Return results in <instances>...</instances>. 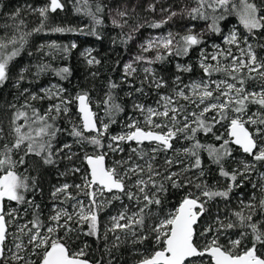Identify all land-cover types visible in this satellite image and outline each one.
Masks as SVG:
<instances>
[{
	"label": "snow or ice",
	"instance_id": "obj_1",
	"mask_svg": "<svg viewBox=\"0 0 264 264\" xmlns=\"http://www.w3.org/2000/svg\"><path fill=\"white\" fill-rule=\"evenodd\" d=\"M73 7L76 14L90 19V25L85 26L87 32L71 26H47L50 13L65 9L62 0H48L41 7L26 5L27 12L40 18L39 25L30 31L26 30L21 9L8 16L12 23L0 25L5 29L0 36V87L10 79V65L33 33L75 32L103 38L97 29L104 24L106 5L100 0H73ZM148 8L155 11L153 4ZM133 13L135 8L123 3L109 9L111 24L122 33L124 28L129 29L120 41L125 45L146 24L159 29L175 17L205 21L207 27L197 31L193 23L184 34L169 31L150 37L140 45V53L124 64L122 83L130 89L125 95H147V87L156 90L157 99L154 106L133 100L132 111L142 119L129 117L120 134L109 132L118 123L117 117L125 112L116 93L120 83L109 81L108 90L99 101L92 100L87 91L67 96V89L60 84H49L39 92L27 88L21 91V95L27 94L24 104L19 108L10 105L15 111L8 126L0 123V264H91L86 258L89 246L84 244L77 251L71 242L81 235L107 242L109 233V255L112 249L119 250L129 243L143 246L146 241L152 242L150 249L133 247L138 256L133 264H264V173L259 174V183H252L251 197L240 200L239 210L225 213L217 206L213 211L217 200L224 201L227 208L233 190L250 180L257 164H264V56L257 54V49H264V0H190L180 11L169 10L165 19L152 22L141 21ZM233 16L243 32L233 27L223 35L227 47L213 44L210 53L201 47L207 33L222 34L221 22ZM46 47L48 52H44ZM76 47L75 42L61 45L53 41L40 45L38 51L67 56ZM194 49H199L201 78L184 83L176 75L170 91L161 93L159 90L169 88V84L153 65L171 57H187ZM92 51L86 49L82 55L89 66L99 65L101 61L92 56ZM149 52L154 55H146ZM175 67L178 73L193 70L191 64L176 63ZM29 71L28 67L20 69L15 87L19 88ZM47 73L68 80L72 70L68 66L53 68L48 63L35 65L37 80ZM29 100L53 103L41 112ZM73 104L78 122L69 116ZM101 106L103 115L94 110ZM61 116L70 128L59 126ZM216 125L223 127L227 135H216ZM65 133L72 137V143L57 147L58 136ZM201 133H212L219 146L202 143ZM183 141L189 143L179 149L174 146V142ZM73 144L82 151L85 145L94 149L93 154L84 152L80 157L88 169L81 174V168L73 166L59 173L81 174V183L53 186V206L45 218L40 204L35 202V193L41 189L29 169L34 164L57 167L61 160L71 163L79 156L73 151ZM122 144L129 145V155L107 164L109 152L125 151ZM233 146L251 160H237ZM202 153H207L209 165L204 163ZM160 154H164L162 164L157 163ZM230 158L237 167L228 170L225 163ZM26 164L28 167H24ZM210 165H216L219 176L228 182L225 188L207 182ZM20 168H24L23 172ZM238 178H242L239 183ZM169 186L189 189L173 209L163 205ZM114 202L121 207L102 221V213ZM29 214L31 218L26 219ZM249 238L251 246L243 243Z\"/></svg>",
	"mask_w": 264,
	"mask_h": 264
},
{
	"label": "trees",
	"instance_id": "obj_2",
	"mask_svg": "<svg viewBox=\"0 0 264 264\" xmlns=\"http://www.w3.org/2000/svg\"><path fill=\"white\" fill-rule=\"evenodd\" d=\"M120 1V0H118ZM114 0H100L101 3L106 5L103 18L104 24L98 27L97 31L103 37L102 39H97L95 36L83 35L79 33H33L28 38V43L25 45L24 49L21 51L20 55L14 59L12 64L10 65V79L5 83L3 87H0V123L3 126L7 127L8 123L11 119L12 113L15 109L11 108L10 105L15 104L16 108H19L22 104H24L27 94L21 95V91L25 88L29 89L30 92H39L41 88L47 87L49 84H60L65 89H67L65 95L74 96L79 91H87L90 94V97L94 101H99L103 99L105 93L108 90L109 81H115L121 84V87L116 90L118 96V102L122 103L125 106V112L120 114L117 117L118 123L112 125L109 129L111 134H120L125 129L123 128V123L127 122L128 118L135 115L137 118L142 119L139 116V113H134L132 111L131 105L133 100H137L140 103L145 105H153L155 100L157 99V92L154 89H149L145 87V92L147 95L134 94L132 98H129L125 95L130 89L127 83H122L123 72L122 68L126 63L128 57L131 54L132 45L131 41L128 43L122 44L120 43L121 39L124 38V33L128 31L123 29V33L121 29L114 27L111 24L109 9L116 7V4L122 3H133L140 2V9L136 10L134 16L141 21H160V18L153 19L156 13L163 12L164 17H167L169 14V10L171 11H180L181 7L184 3L190 2V0H123V2H118ZM48 0H0V4L3 5L2 10H0V25L10 24L12 21L8 19V16L12 14L17 8L21 9V16L25 19V23L27 24V29L30 31L32 28L36 27L40 23V18L38 14L29 13L26 11V5H32L33 7H41L44 6ZM65 3V9L63 11L57 10L56 13H50L49 21L47 22V26H71L74 28H84L85 32L89 29L86 28V25H90V19L80 14H76L73 7V0H62ZM149 4L155 5V11H150L148 6ZM163 10V11H162ZM133 23V22H131ZM172 23H175L176 32L184 34L185 30L191 25L195 24L196 28L207 27V22L197 20L191 21L188 18L175 17L172 21H169L163 27L159 29H153L145 25L143 27V32L155 31V32H163L166 29H169L172 26ZM233 27L240 28L243 32L242 26L239 25L238 19L236 17H229L227 20L221 22V28L223 30L222 34H213L209 32L205 37L206 43L201 47L207 49V51L212 47L213 44H220L222 47L223 44V35H226L227 32ZM5 33V29L0 28V36H3ZM55 41L58 44L66 45L71 42H75L77 47L72 49L70 54L64 56L62 53H56L53 55H45L44 52H48L49 49L46 47L44 52L38 51V47L40 45H47L51 42ZM115 41V43H114ZM86 49H92V56L99 59L101 63L99 65L89 66L86 63L85 57L82 53L85 52ZM31 53V55H29ZM258 56H264V49H257ZM199 60V49H194L190 52L189 56L174 58L171 57L169 60L162 64H155L153 67L157 70L158 74L162 76L166 81H168L169 88L160 89L161 93H168L172 87V81L176 75H180L184 83H189L193 80H199L203 75L202 70L198 65ZM39 63H48L51 64L53 68H60L64 66H68L72 70V75L68 80H60L59 77H56L52 73H47L42 75L39 80L35 78V65ZM176 63L180 64H191L192 72L190 73H178L176 70ZM28 67L30 71L25 73V79L20 82L19 88L15 87V83L20 72V69ZM96 73L95 76L92 74ZM214 79L217 77H213ZM134 82L139 86L138 81H135V78H131ZM34 107L39 108L41 112L44 111L48 107L50 103L53 101L43 100V101H31L29 100ZM70 113L69 116L76 122H78V117L76 116L77 108L75 104L70 105ZM94 110L99 111L101 115H103V108ZM211 115V113H209ZM61 128L68 129L70 128V124L67 119L63 116L57 121ZM213 132L216 135H227L225 129L220 125H216L213 129ZM199 138L202 143L205 144H215L217 147L219 146L218 141L215 140L214 135L209 133L204 135L203 133L199 134ZM58 143L56 146L64 142L72 143V137L68 136L67 133L58 136ZM105 142H107V137H105ZM188 141H183L181 143L174 142V146L179 149L184 145L188 144ZM133 147L135 144L132 145ZM147 146V145H146ZM122 147L125 149L123 153L113 154L109 152L106 157V163L111 165L113 160L126 158L129 155V145L122 144ZM233 152L234 157L237 160H251V157L242 153L239 149L235 148ZM73 151L79 153L78 157H74L73 161L70 163L67 160H61L58 163L57 167L51 166H43L37 167L35 164L33 168L29 169V172L32 176L37 178L38 187L41 191H37L35 193V202L40 204L41 210L43 212V216L46 218L50 212V209L53 206V200L51 199V191L53 190V186H58L63 183L69 184H79L81 183V174L87 171L86 163L80 158L84 155V152L88 154H93L94 149L91 146H84L83 151L80 146L73 144ZM63 155V153H61ZM171 155V152L169 153ZM202 159L206 165L210 164V160L207 157V153L201 154ZM33 160L37 159L35 157ZM164 159V154H160L158 157L157 163L162 164ZM185 163H188L185 160ZM78 166L81 168V174H67L60 175L59 173L67 172L69 167ZM24 167H28L26 164ZM183 167V165H181ZM225 167L228 170H231L234 167H237L231 160V158L225 163ZM23 172L24 168L18 169ZM172 170H176L173 168ZM264 173V164H257L256 171L250 174V180H245L243 182V186L239 188H235L233 192L230 194V203L227 208H225V202L221 200H217L213 204V211L218 206L225 213H228L232 209L239 210V202L240 200L247 201L254 189L252 188V183H259V174ZM192 175V173H189ZM159 179V178H157ZM207 182L209 185H214L219 189H223L227 185V181L219 176V172L216 165H210L208 170V174L206 176ZM238 178V183L240 182ZM189 189L185 188L183 190L172 189L169 186V191L163 200V205L166 209H173L177 206L181 200V198L185 195V193ZM69 191L75 192L74 189H70ZM195 191V189H192ZM33 193H28V198H32ZM127 203V201H125ZM13 207L16 205L13 203ZM121 206L119 202H114L113 205L108 208L101 215V220L106 221L109 215H114L117 213V209ZM70 209V207H69ZM31 215L29 214L26 219H30ZM87 226L85 225V228ZM11 231V230H10ZM103 231V227H102ZM237 234L233 235L235 238ZM112 235L109 233V238L107 242L102 240H97L94 237L81 235L79 239H74L71 242V247L73 250H79L83 247L84 244H87L89 247L87 249L88 256L86 257L91 261V264H108L109 260L112 261V264H133L134 260L138 259V256L134 255L133 247L140 248H151L152 242L146 241L143 246L136 245L132 246L130 243L122 246L119 250L112 249L111 254L106 251V248L111 247ZM224 242L223 240L221 241ZM243 243H247L248 246L250 244V238Z\"/></svg>",
	"mask_w": 264,
	"mask_h": 264
},
{
	"label": "rangeland",
	"instance_id": "obj_3",
	"mask_svg": "<svg viewBox=\"0 0 264 264\" xmlns=\"http://www.w3.org/2000/svg\"><path fill=\"white\" fill-rule=\"evenodd\" d=\"M114 1H118V0H114ZM118 2H123V0H120V1H118ZM140 2H133V3H123V4H127L129 7H134L135 8V12H136V10H139L140 9V6H141V4H139ZM118 4H116V6H117ZM135 13H133V15H134ZM157 15H155L154 17H153V19H157V17H159L160 18V20H162V19H165L166 17H164V13L163 12H158V13H156ZM110 20H111V17H110ZM131 22H133L132 20H130L129 21V23H131ZM206 27H200V28H196V30L197 31H200V30H202V29H205ZM124 29H126L127 31H129V29L126 27V28H124ZM176 27H175V23H172V26L170 27V25H169V29H166L165 31H163V32H155V31H148V32H143V28L139 31V32H137V33H135L134 35H133V39L131 40V45H132V50H131V54H130V56L128 57V59H127V61L126 62H129V61H131L132 59H133V57L134 56H136L137 54H139L140 53V45L142 44V43H144L147 39H149L150 37H154V36H158V35H163V34H166L167 32H169V31H172V32H176ZM208 34V33H207ZM207 36V35H206ZM205 36V37H206ZM223 47H227V45H224ZM213 51V48L211 47L209 50H208V52L210 53V52H212ZM233 52L235 53V54H239L238 53V51L236 50V48L235 47H233ZM146 55H148V56H153L154 55V53L153 52H149V53H147ZM142 66V65H141ZM154 66V65H153ZM12 207H13V205H12ZM70 211H71V208L69 209Z\"/></svg>",
	"mask_w": 264,
	"mask_h": 264
},
{
	"label": "water",
	"instance_id": "obj_4",
	"mask_svg": "<svg viewBox=\"0 0 264 264\" xmlns=\"http://www.w3.org/2000/svg\"><path fill=\"white\" fill-rule=\"evenodd\" d=\"M235 148H236V146H234ZM238 149V148H237ZM242 152V151H241ZM247 155V154H246ZM86 166H87V164H86ZM87 168H88V166H87Z\"/></svg>",
	"mask_w": 264,
	"mask_h": 264
}]
</instances>
